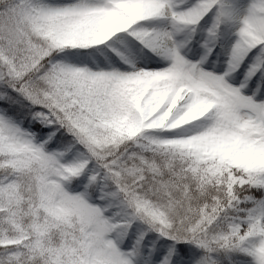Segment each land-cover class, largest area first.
<instances>
[{
  "label": "snow or ice",
  "instance_id": "6c2138e0",
  "mask_svg": "<svg viewBox=\"0 0 264 264\" xmlns=\"http://www.w3.org/2000/svg\"><path fill=\"white\" fill-rule=\"evenodd\" d=\"M0 264H264V0H0Z\"/></svg>",
  "mask_w": 264,
  "mask_h": 264
}]
</instances>
